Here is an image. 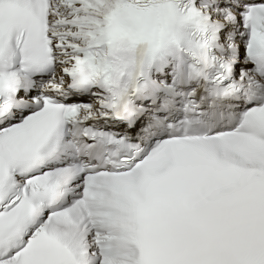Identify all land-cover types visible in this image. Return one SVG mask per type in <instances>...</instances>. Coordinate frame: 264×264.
I'll list each match as a JSON object with an SVG mask.
<instances>
[{
	"label": "snow or ice",
	"instance_id": "6c2138e0",
	"mask_svg": "<svg viewBox=\"0 0 264 264\" xmlns=\"http://www.w3.org/2000/svg\"><path fill=\"white\" fill-rule=\"evenodd\" d=\"M0 264H264V0H0Z\"/></svg>",
	"mask_w": 264,
	"mask_h": 264
}]
</instances>
